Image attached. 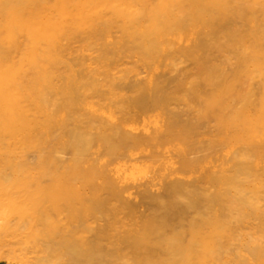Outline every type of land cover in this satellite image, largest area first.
<instances>
[{"label": "bare ground", "instance_id": "1", "mask_svg": "<svg viewBox=\"0 0 264 264\" xmlns=\"http://www.w3.org/2000/svg\"><path fill=\"white\" fill-rule=\"evenodd\" d=\"M98 1L111 2L113 13L129 22L130 27H122L124 32L139 33L138 47L147 52L159 47L163 29L186 19L202 30L184 49L193 60L192 72L185 77L147 72L142 82L123 85L130 91L128 102L141 109V116L148 107L164 105L167 119L139 127L125 120L64 118L56 134L42 146L36 143L33 158L38 170L86 176L85 186L98 193L96 205L109 211L106 223L95 227L90 238L99 250L69 245L68 261L209 264L211 256L219 257L230 247L226 237L235 234V223L249 217L264 226V184L250 172L244 149L231 151L233 164L199 174H184L165 164L131 177L107 173L96 160L103 151L145 159L157 155L159 146L169 141L175 146L163 153L188 164L217 142L255 144L259 136L264 138V0H191L177 8L169 7L167 0L151 7H133L131 0H0L1 125L12 115L26 123L20 113L9 114L12 104L22 105L20 97L45 96L49 106L66 102L58 95L72 88L73 73L57 68L65 62L63 39L75 35L89 10L98 11ZM54 78L65 84L55 85ZM179 97L191 107L170 106ZM48 120L55 121L50 111ZM33 125L40 127L39 120ZM114 239L117 247L134 253L131 260L103 257L112 254L104 247ZM246 247L253 253L259 250L253 239Z\"/></svg>", "mask_w": 264, "mask_h": 264}, {"label": "rangeland", "instance_id": "2", "mask_svg": "<svg viewBox=\"0 0 264 264\" xmlns=\"http://www.w3.org/2000/svg\"><path fill=\"white\" fill-rule=\"evenodd\" d=\"M158 1L131 0V6L151 7ZM190 1L167 0L171 8ZM98 4V11L89 10L86 18L80 21L81 27L75 35L63 39L67 45L65 62L57 68L73 73L69 83L72 88L58 95L66 102L49 106L45 96L20 97L22 105L12 104L9 114L20 113L26 123L12 115V120L0 124L1 264H70L68 246L98 251L97 244L90 243L92 231L108 219L109 211L96 205L98 193L85 186L86 176L61 169L47 172L36 168L33 158L36 143L42 146L50 135L56 134L55 128L64 118L95 123L125 120L128 125L139 127L165 120L164 105L148 107L141 116V109L128 102L126 96L130 91L123 85L130 81L142 82L147 72L179 77L192 72L193 60L184 49L193 45L198 31L202 30L196 23L186 19L179 26L163 29L158 35L159 47L147 52L138 47L139 33L128 36L124 32L122 27H130L129 22L113 13L111 2L98 1ZM92 28L98 31L92 32ZM117 39L124 40L118 42ZM52 81L57 86L65 84L59 78ZM203 87L208 89V85ZM34 101L41 106L37 107ZM172 102L170 106L179 109L191 107L187 104L189 101L181 97ZM49 111L55 121L48 120ZM183 113L186 116L187 113ZM34 119L39 120L40 127L33 125ZM174 144L168 141L160 145L157 155L145 159L131 158L121 151H103L96 161L104 165L107 173L121 172L131 177L143 176L165 164L184 174L212 173L220 164L224 167L233 164L231 151L242 148L247 152L250 172L258 175V181L264 184V138L261 136L255 144L217 142L209 151L191 158L188 164L183 158H170L163 153ZM17 167L20 169L16 170ZM234 226L235 234L226 237L230 247L219 257L211 256L209 264H264L263 224L248 217ZM252 239L259 246L257 253L246 247ZM105 244L108 246L104 249L112 252L103 253L105 259L131 260L134 255L129 249L117 247L115 239Z\"/></svg>", "mask_w": 264, "mask_h": 264}, {"label": "crops", "instance_id": "3", "mask_svg": "<svg viewBox=\"0 0 264 264\" xmlns=\"http://www.w3.org/2000/svg\"><path fill=\"white\" fill-rule=\"evenodd\" d=\"M1 264V263H0Z\"/></svg>", "mask_w": 264, "mask_h": 264}]
</instances>
